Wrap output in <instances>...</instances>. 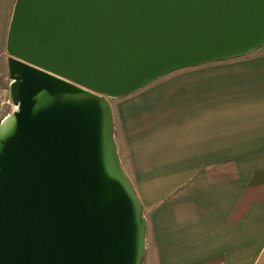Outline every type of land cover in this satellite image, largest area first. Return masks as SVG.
<instances>
[{"label":"water","instance_id":"obj_1","mask_svg":"<svg viewBox=\"0 0 264 264\" xmlns=\"http://www.w3.org/2000/svg\"><path fill=\"white\" fill-rule=\"evenodd\" d=\"M264 45V0H15L0 264H144L111 98Z\"/></svg>","mask_w":264,"mask_h":264},{"label":"crops","instance_id":"obj_2","mask_svg":"<svg viewBox=\"0 0 264 264\" xmlns=\"http://www.w3.org/2000/svg\"><path fill=\"white\" fill-rule=\"evenodd\" d=\"M238 57L172 71L113 109L149 264H264V45Z\"/></svg>","mask_w":264,"mask_h":264},{"label":"rangeland","instance_id":"obj_3","mask_svg":"<svg viewBox=\"0 0 264 264\" xmlns=\"http://www.w3.org/2000/svg\"><path fill=\"white\" fill-rule=\"evenodd\" d=\"M15 0H12L10 10L0 11V28L4 32L8 31V19L11 18L13 7H14ZM8 52L5 48L2 56L0 57V103L2 104V111L0 112V119H2L7 113L14 110V104L11 102L10 99V93H9V84L11 82V78L9 77V71H8ZM239 58L242 57H236L234 59H227V60H219V61H211L204 64H200L197 66H227V65H233L230 62L239 60ZM192 67V66H191ZM174 72H180V70H176ZM124 97H116L111 98L113 109L116 107V104H118ZM149 257H146L145 254V261L146 264H149Z\"/></svg>","mask_w":264,"mask_h":264}]
</instances>
